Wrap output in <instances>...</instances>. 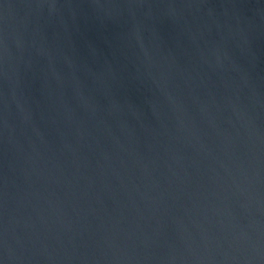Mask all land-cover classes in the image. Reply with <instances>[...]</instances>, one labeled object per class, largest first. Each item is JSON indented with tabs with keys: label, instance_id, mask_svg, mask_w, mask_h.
Returning <instances> with one entry per match:
<instances>
[{
	"label": "water",
	"instance_id": "95a60500",
	"mask_svg": "<svg viewBox=\"0 0 264 264\" xmlns=\"http://www.w3.org/2000/svg\"><path fill=\"white\" fill-rule=\"evenodd\" d=\"M0 264H264V0H0Z\"/></svg>",
	"mask_w": 264,
	"mask_h": 264
}]
</instances>
